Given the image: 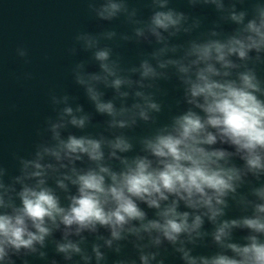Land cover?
I'll return each mask as SVG.
<instances>
[{
	"label": "clouds",
	"instance_id": "1",
	"mask_svg": "<svg viewBox=\"0 0 264 264\" xmlns=\"http://www.w3.org/2000/svg\"><path fill=\"white\" fill-rule=\"evenodd\" d=\"M84 2L98 30L66 53L91 110L50 90L17 174L0 164V264H264V2L186 0L210 22L173 0Z\"/></svg>",
	"mask_w": 264,
	"mask_h": 264
},
{
	"label": "water",
	"instance_id": "2",
	"mask_svg": "<svg viewBox=\"0 0 264 264\" xmlns=\"http://www.w3.org/2000/svg\"><path fill=\"white\" fill-rule=\"evenodd\" d=\"M133 3L141 6L137 0ZM172 6L205 16L209 22L216 15L211 8L189 9L186 0H173ZM78 30H98L84 0H0V164L9 168L12 174H17L12 153L27 156L36 139V129L42 125L44 117L51 114L50 90H66L79 95L80 102L91 110L82 92L72 82L69 71L72 63L83 54L70 57L66 53ZM18 46L28 49L31 63L25 64L16 56ZM121 51L128 60L136 59L135 46L128 45ZM25 72H31L34 78L18 81L17 77H22ZM165 87L169 88L167 102L174 104L178 93L171 85ZM167 115L166 109L161 120H166ZM238 214L235 210L229 213L230 216ZM47 251L50 258L55 256L51 246ZM198 251L207 254L211 250ZM55 258L63 264L60 257ZM29 260L30 264H44L33 257ZM168 264H179V261L169 257Z\"/></svg>",
	"mask_w": 264,
	"mask_h": 264
}]
</instances>
